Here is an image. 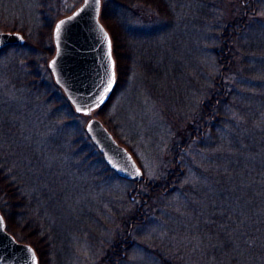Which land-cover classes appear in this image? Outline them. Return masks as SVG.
Here are the masks:
<instances>
[{
  "label": "trees",
  "instance_id": "trees-1",
  "mask_svg": "<svg viewBox=\"0 0 264 264\" xmlns=\"http://www.w3.org/2000/svg\"><path fill=\"white\" fill-rule=\"evenodd\" d=\"M194 1L201 3L198 10L203 13L201 19L205 24L217 26L212 30V37L220 40L211 49L215 73L200 90L199 115L195 122L183 126L165 175L127 179L133 180L131 201L139 199V203L128 213L130 220L125 231L115 238L108 264L118 263L125 248L132 243L129 236L133 228L141 226L151 214L172 225V234L181 240L177 248H186L185 251L178 249L170 257L160 254L164 264H192L186 263L192 257L186 251L193 246L209 252L211 264H264V48L261 47L264 45V0H230L232 12L224 22V15L219 17L215 12L205 11L215 9V0H175L176 4L172 0H102L101 19L111 34L116 60V82L110 99L117 92L122 75L130 69L136 42L149 45L154 41L149 51L153 49L155 54L159 38L163 34L170 37L173 31L178 4L185 3L183 7L188 9L189 5L195 6ZM72 10L55 12L49 3L43 5L37 36L22 45L0 50V56L8 52L15 55L13 67L24 74L17 81L20 87L44 86L47 97H56L50 103L53 109L68 108L63 123L57 122V125L58 130L68 133L70 149L76 147L72 140L80 139L83 134L90 137L84 124L78 122L86 115L78 112L63 94L48 66V58L55 52V21L58 15ZM204 49L201 46L199 50L206 53ZM3 61L0 58V63ZM42 70L47 72L49 82L42 79L45 77ZM43 83H50L54 90ZM110 99L93 111L105 124L104 109ZM195 113L198 114L197 110ZM22 114L16 109L0 108V209L7 228L10 215L12 219L27 204L29 190H35V195L37 187L45 190L46 179L54 182L48 168L55 170L61 164L55 156L44 157L45 148L30 137L32 121L26 115L22 120ZM70 121L78 124L67 130L65 127ZM61 151L70 152L65 148ZM9 160L14 161L13 168H9ZM24 182H28V187L22 185ZM11 197L14 200L8 201ZM189 231L196 232L194 240ZM25 241L35 247L42 264L39 247L30 240ZM206 260L209 258L203 255L201 264H207Z\"/></svg>",
  "mask_w": 264,
  "mask_h": 264
},
{
  "label": "rangeland",
  "instance_id": "rangeland-1",
  "mask_svg": "<svg viewBox=\"0 0 264 264\" xmlns=\"http://www.w3.org/2000/svg\"><path fill=\"white\" fill-rule=\"evenodd\" d=\"M82 1L0 0V26L9 27L0 30L20 31L27 41L37 36L42 24L43 5L49 3L56 12L59 9L72 10ZM215 3L214 10L205 11L215 12L219 17L224 15L223 22L230 19V0H215ZM200 4L189 5V10L182 3L178 4V9L175 7L178 18L173 31H170V37L163 34L159 38L155 54L153 49L149 51L154 47V41L149 45L136 42L132 47L130 69L122 75L117 92L104 109L106 124L130 148L147 178L165 175L172 163L173 147L181 139L183 126L195 122L199 115L200 90L215 73L211 49L220 39L212 37L215 25H207L201 19ZM201 46L206 53L200 52ZM2 57L0 108L23 112L22 120L26 115V119L32 121L30 137L37 139L43 150L45 148L44 157L51 159L55 156L61 163L55 170L48 168L54 182L46 179L45 190L42 186L37 187L36 195L35 190H29L31 195L26 190L30 200L22 212L12 215V219L9 212L8 228L18 240H30L39 247L42 264H108L115 238L125 231L130 220L128 213L139 203V199L131 201L133 180L122 179L109 171L103 153L85 134L72 140L76 147L70 149L68 133L58 130L57 125V122L63 123L68 108L53 109L50 103L56 97H47L44 86L20 87L17 81L24 74L13 67L15 55L8 52ZM43 70L41 73L45 77L42 79L49 82L47 72ZM43 84L54 90L50 83ZM61 90L65 94L62 87ZM94 114L86 113L78 122L85 126ZM68 124L65 128L70 130L78 123L70 121ZM62 148L70 152L61 153ZM13 164L14 161L9 160V168H13ZM23 184L29 185L28 182ZM11 200L14 198L8 199ZM124 217L128 220L125 221ZM141 223L131 231L132 243L125 248V254L117 264H164L160 261V254L170 257L178 249L186 250L185 246L177 248L181 240L172 234V225L163 218L151 214ZM188 234L194 240L196 232L189 231ZM186 252L192 255L186 263L196 264L198 261L201 264L203 255L210 260H206L207 264L212 263L209 252L199 246Z\"/></svg>",
  "mask_w": 264,
  "mask_h": 264
},
{
  "label": "water",
  "instance_id": "water-1",
  "mask_svg": "<svg viewBox=\"0 0 264 264\" xmlns=\"http://www.w3.org/2000/svg\"><path fill=\"white\" fill-rule=\"evenodd\" d=\"M102 0H83L70 13L59 17L53 28L55 52L48 60L55 82L62 87L65 95L78 112L91 113L106 103L113 92L107 90L108 81L114 70L116 80V64L113 53L111 34L101 19ZM61 21L59 37L56 25ZM103 28L111 40V58H109L108 42ZM25 35L20 31L0 30V50L10 45H22ZM55 61L53 66L52 62ZM114 61L115 67H112ZM101 99L103 103H100ZM79 109V110H78ZM90 137L103 152L108 164L123 178H142L143 169L128 147L119 142L103 120L92 115L86 125ZM139 172V174H137ZM3 217L0 228V264H39V256L35 247L18 240L7 229ZM35 256V261L33 260Z\"/></svg>",
  "mask_w": 264,
  "mask_h": 264
},
{
  "label": "snow or ice",
  "instance_id": "snow-or-ice-1",
  "mask_svg": "<svg viewBox=\"0 0 264 264\" xmlns=\"http://www.w3.org/2000/svg\"><path fill=\"white\" fill-rule=\"evenodd\" d=\"M95 3H97V5L99 4V0H95ZM65 22L64 21H61L60 24L56 25V35L57 37H59V34H60V30H61V26L64 24ZM100 31L101 32H104L103 28L101 27L100 28ZM104 37L105 39L107 40L108 42V48H109V58H111V40L110 38L108 37L107 33L104 32ZM53 66L55 65V61L52 62ZM112 67L114 69L115 67V64H114V61H112ZM115 83V72L113 70L112 72V75L108 81V84H107V90H111L113 84ZM100 103H103V100L101 99ZM79 110V109H78ZM137 174H139V172H137ZM3 227V217H0V228ZM33 260L35 261V256L33 255Z\"/></svg>",
  "mask_w": 264,
  "mask_h": 264
}]
</instances>
